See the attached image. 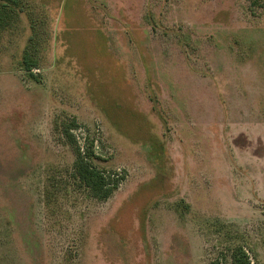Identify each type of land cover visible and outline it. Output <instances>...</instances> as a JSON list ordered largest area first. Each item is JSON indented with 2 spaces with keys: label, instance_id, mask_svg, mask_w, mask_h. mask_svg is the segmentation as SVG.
Returning a JSON list of instances; mask_svg holds the SVG:
<instances>
[{
  "label": "rangeland",
  "instance_id": "rangeland-1",
  "mask_svg": "<svg viewBox=\"0 0 264 264\" xmlns=\"http://www.w3.org/2000/svg\"><path fill=\"white\" fill-rule=\"evenodd\" d=\"M21 4L0 30V264H231L235 244L264 264V5ZM71 119L124 176L104 201L72 180Z\"/></svg>",
  "mask_w": 264,
  "mask_h": 264
},
{
  "label": "trees",
  "instance_id": "trees-1",
  "mask_svg": "<svg viewBox=\"0 0 264 264\" xmlns=\"http://www.w3.org/2000/svg\"><path fill=\"white\" fill-rule=\"evenodd\" d=\"M20 0H0V30L13 25V20L22 11L23 5L19 6ZM252 5H264V0H250ZM29 46V47H28ZM21 55V66L24 70L32 72L39 65V57L37 51L31 50L29 44ZM30 50V51H29ZM78 128L75 119H71L69 123L62 127V135L74 147V160L71 165L70 175L77 188L85 193L89 198L98 201H104L109 198L118 188L124 179V176L116 170H107L100 168L94 159H98L93 151L92 142L78 145L74 130ZM231 264H249L250 259L247 251L242 245L235 244L231 248L230 255ZM218 264V261L214 262Z\"/></svg>",
  "mask_w": 264,
  "mask_h": 264
}]
</instances>
